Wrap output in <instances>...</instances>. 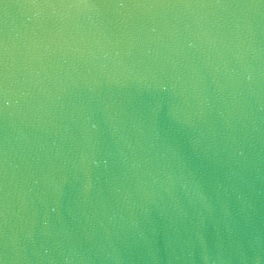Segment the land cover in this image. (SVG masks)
<instances>
[{
    "label": "water",
    "instance_id": "1",
    "mask_svg": "<svg viewBox=\"0 0 264 264\" xmlns=\"http://www.w3.org/2000/svg\"><path fill=\"white\" fill-rule=\"evenodd\" d=\"M0 264H264V0H0Z\"/></svg>",
    "mask_w": 264,
    "mask_h": 264
}]
</instances>
